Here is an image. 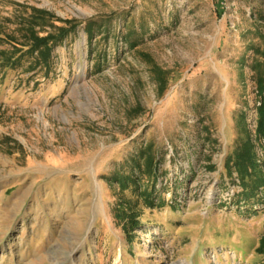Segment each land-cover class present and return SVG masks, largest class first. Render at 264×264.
<instances>
[{
	"label": "rangeland",
	"instance_id": "374dc122",
	"mask_svg": "<svg viewBox=\"0 0 264 264\" xmlns=\"http://www.w3.org/2000/svg\"><path fill=\"white\" fill-rule=\"evenodd\" d=\"M32 9L78 25L48 75L1 66ZM263 67L264 0H0V264H264V202L224 165ZM144 147L155 206L127 234L108 180Z\"/></svg>",
	"mask_w": 264,
	"mask_h": 264
},
{
	"label": "trees",
	"instance_id": "16d2710c",
	"mask_svg": "<svg viewBox=\"0 0 264 264\" xmlns=\"http://www.w3.org/2000/svg\"><path fill=\"white\" fill-rule=\"evenodd\" d=\"M57 24H61V26ZM77 26L76 22L62 21L46 11L32 9L31 14L19 22V30L22 32L21 41L13 36H8V40L12 43V51L1 52L3 58L1 66H9L14 69L19 66V62L24 56H35L26 70L32 72L40 67V71L44 69L45 74L48 75L54 47L62 43L69 35L75 33ZM36 28H39V30H36ZM39 31H45L46 33L44 36H40ZM16 54H19V56L15 57ZM259 66L260 63H257V68ZM256 84L261 103L255 107L256 126L254 136L250 134L247 128H244L243 135L238 138L233 152L226 158L224 164L228 176L235 173L239 180L242 189L239 199L243 204L257 198L264 202L263 162L258 159L260 157L257 155V150H260L264 158V67L256 75ZM240 121H244V118L241 117ZM149 150L148 147L141 148L136 156L132 157L130 162L133 171L130 174L117 175L108 180L116 183L121 192L128 188L133 190L135 201L121 200L114 209L115 218L122 223V228L127 234H130L134 228L139 226L138 218L141 209L138 208V202L140 201L141 207L145 209H152L155 206L154 188L152 187L151 190L144 188L142 190L139 185V180L143 177L140 174L141 171L144 172V176L147 178L146 181L155 180V159ZM135 169L136 173L134 172ZM256 202L258 203V200L250 205V211L255 210L253 204ZM255 253L264 256V234L258 239Z\"/></svg>",
	"mask_w": 264,
	"mask_h": 264
},
{
	"label": "bare ground",
	"instance_id": "6f19581e",
	"mask_svg": "<svg viewBox=\"0 0 264 264\" xmlns=\"http://www.w3.org/2000/svg\"><path fill=\"white\" fill-rule=\"evenodd\" d=\"M107 228V227H106ZM86 240V239H85ZM69 260L72 259V253L68 256ZM1 259H3V257H1ZM83 259V258H82ZM178 264H181V263H178Z\"/></svg>",
	"mask_w": 264,
	"mask_h": 264
}]
</instances>
